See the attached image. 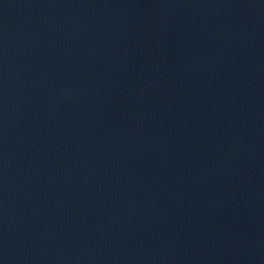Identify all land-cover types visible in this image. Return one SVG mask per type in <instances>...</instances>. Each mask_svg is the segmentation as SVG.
Segmentation results:
<instances>
[{"label": "water", "instance_id": "95a60500", "mask_svg": "<svg viewBox=\"0 0 264 264\" xmlns=\"http://www.w3.org/2000/svg\"><path fill=\"white\" fill-rule=\"evenodd\" d=\"M0 264H264V0H0Z\"/></svg>", "mask_w": 264, "mask_h": 264}]
</instances>
